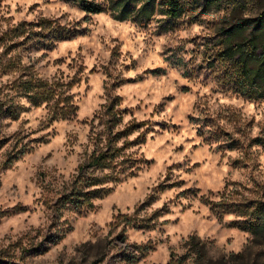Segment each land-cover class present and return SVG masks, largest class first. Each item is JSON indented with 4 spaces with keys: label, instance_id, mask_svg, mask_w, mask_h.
<instances>
[{
    "label": "rangeland",
    "instance_id": "obj_1",
    "mask_svg": "<svg viewBox=\"0 0 264 264\" xmlns=\"http://www.w3.org/2000/svg\"><path fill=\"white\" fill-rule=\"evenodd\" d=\"M259 6L191 10L163 28L161 17L141 25L87 16L64 0H0V97L23 106L17 118H1L0 254L16 264H168L172 247L182 252V240L197 234L211 243L214 259L251 245L246 260L264 264V243L252 244L250 233L230 226L234 214L220 218L201 199H264V148L249 145L264 138V99L229 88L210 40ZM42 18L82 30L54 45L7 34ZM26 74L77 80L76 115L50 121L49 105H31L8 88ZM111 95L122 98L124 123H146L131 136L145 141L125 150L141 169L108 182L95 208L52 219L47 200L93 151ZM118 213L128 218L113 226Z\"/></svg>",
    "mask_w": 264,
    "mask_h": 264
},
{
    "label": "trees",
    "instance_id": "obj_2",
    "mask_svg": "<svg viewBox=\"0 0 264 264\" xmlns=\"http://www.w3.org/2000/svg\"><path fill=\"white\" fill-rule=\"evenodd\" d=\"M77 4L87 16L107 13L121 21H133L141 25H148L161 17L163 28H172L177 21L185 17L191 10L201 9L203 12L213 7L221 8L232 5L234 11L242 9L246 4L258 2L257 11L238 15L233 21L222 25L211 37L214 61L219 62L222 73L229 88L250 98L264 99V4L261 0H64ZM40 28L27 31V28ZM80 25L69 27L56 19L42 18L37 22L26 21L8 30L7 34H28L37 36L46 43L54 45L57 42L69 40L81 32ZM28 38V39H29ZM40 40V39H39ZM19 44V43H18ZM110 71H108L107 74ZM109 76V75H108ZM124 81L125 79H121ZM119 80V81H121ZM77 80L63 79L48 80L38 75L26 74L16 78L9 86L10 90L28 99L31 105L50 107L49 120L67 119L74 117L78 106L74 103L72 88ZM115 84L111 86L114 87ZM1 94V89H0ZM12 98L0 97V143L1 118L9 116L17 118L23 107ZM122 98L111 95L104 108L103 131L96 134L94 149L83 160L74 174L68 180L53 188V196L47 200L50 203L52 219L61 217L65 211L90 210L96 207L95 201L110 192L106 186L108 182H117L122 176L133 177L138 174L141 166L137 160L125 150L145 141V135L137 138L131 136L144 126L145 121L133 119L124 123L125 111L122 108ZM210 129V124L206 125ZM216 133V132H214ZM212 133L211 135H214ZM198 134L208 141L206 131L199 128ZM213 138V136H210ZM261 145L264 148V138L255 137L249 145ZM233 148L234 145H229ZM12 162L8 157L5 165ZM163 187V185H159ZM185 192V191H183ZM214 212L222 218L226 214H234L235 219L230 226L250 233L252 244L264 243V199H220L204 198ZM149 200H153L150 196ZM147 204V203H145ZM120 218L127 220L128 215L118 213L114 216L113 226ZM129 220V219H128ZM131 223V221H127ZM182 252L172 247L168 264H249L246 260L248 245L238 253H230L214 259L210 256L211 243L197 234H191L182 240ZM135 257L127 255L125 260L134 262ZM0 264H16L5 254H0Z\"/></svg>",
    "mask_w": 264,
    "mask_h": 264
}]
</instances>
